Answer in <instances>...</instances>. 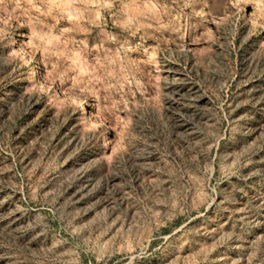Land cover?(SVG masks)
<instances>
[{"label":"rangeland","instance_id":"1","mask_svg":"<svg viewBox=\"0 0 264 264\" xmlns=\"http://www.w3.org/2000/svg\"><path fill=\"white\" fill-rule=\"evenodd\" d=\"M0 264H264V0H0Z\"/></svg>","mask_w":264,"mask_h":264},{"label":"bare ground","instance_id":"2","mask_svg":"<svg viewBox=\"0 0 264 264\" xmlns=\"http://www.w3.org/2000/svg\"><path fill=\"white\" fill-rule=\"evenodd\" d=\"M13 43V42H12ZM34 70V69H33ZM37 76V75H36Z\"/></svg>","mask_w":264,"mask_h":264}]
</instances>
